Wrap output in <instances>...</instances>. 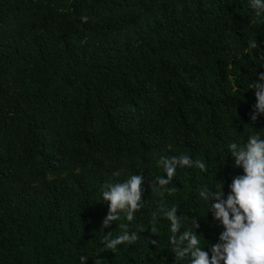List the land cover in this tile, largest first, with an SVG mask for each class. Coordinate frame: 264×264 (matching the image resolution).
Segmentation results:
<instances>
[{"label":"trees","instance_id":"trees-1","mask_svg":"<svg viewBox=\"0 0 264 264\" xmlns=\"http://www.w3.org/2000/svg\"><path fill=\"white\" fill-rule=\"evenodd\" d=\"M255 38L264 51L248 0H0V264L95 254L108 211L102 185L137 172L145 208L134 224L146 225L161 199L151 190L161 156L205 163L178 168L176 192L163 196L185 220L203 215L199 187L224 180L227 191L242 171L228 140L264 127V117L250 120L247 87L253 68L264 72L253 59L261 52L245 54ZM210 222L200 232L215 242ZM120 223L104 233L119 235ZM158 227L162 249L149 228L87 264H175L167 221Z\"/></svg>","mask_w":264,"mask_h":264},{"label":"clouds","instance_id":"clouds-1","mask_svg":"<svg viewBox=\"0 0 264 264\" xmlns=\"http://www.w3.org/2000/svg\"><path fill=\"white\" fill-rule=\"evenodd\" d=\"M251 9L259 21L264 23V0H248ZM87 22V17H81ZM254 50L261 52L256 63L264 66V51L259 49L256 38L249 39L247 52L250 57ZM250 78L247 90L254 92L255 102L252 105L250 120L257 122L264 117V72L256 68ZM246 126H252L246 124ZM253 127V126H252ZM256 129V128H255ZM227 151L234 158V167L241 169L227 184H207L198 189V198L203 202L204 214L187 215L181 212L177 204L167 205L164 194L174 195L176 187L172 184L177 175V169L199 168L206 171L202 160H193L188 154L181 153L171 157L161 156L156 160V166L163 171L152 179L151 190H155L161 199L157 202L147 224H134L136 214L145 208L142 199L144 176L137 172L124 180L106 182L100 190V201L108 203L107 215L103 218L100 231L99 247L95 254H80L78 264H87L89 257L100 253H115L119 245L137 244L141 233L150 228L151 234L158 239L149 240L160 247L158 227L161 220L167 221V248L174 254L175 264H264V127L248 135L244 143L236 139L227 142ZM120 170L113 176L119 177ZM179 213V214H178ZM211 215L209 227L219 229L215 242L205 239L200 232L201 220ZM123 216L127 223H120L121 233L112 236L111 230L104 233L105 228L120 221ZM105 259H96L95 264H103Z\"/></svg>","mask_w":264,"mask_h":264}]
</instances>
